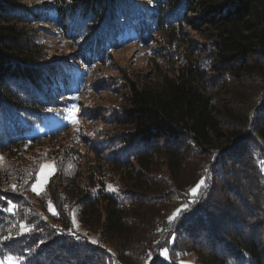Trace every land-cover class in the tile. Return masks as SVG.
<instances>
[{
	"label": "trees",
	"instance_id": "1",
	"mask_svg": "<svg viewBox=\"0 0 264 264\" xmlns=\"http://www.w3.org/2000/svg\"><path fill=\"white\" fill-rule=\"evenodd\" d=\"M47 14L76 37L88 66L109 46L165 33L157 74L120 78L126 105L115 122L126 129L88 142L101 165L81 171L73 149L55 156L44 192L56 215L29 191L39 161L18 160L51 137L33 124L64 107L60 98L76 86L67 62L21 27ZM0 153V258L181 264L193 254L195 264H264V0H0ZM103 163L116 171L114 189ZM13 168L19 187L8 179ZM55 179L66 180L54 189ZM67 205L95 240L74 227Z\"/></svg>",
	"mask_w": 264,
	"mask_h": 264
},
{
	"label": "rangeland",
	"instance_id": "2",
	"mask_svg": "<svg viewBox=\"0 0 264 264\" xmlns=\"http://www.w3.org/2000/svg\"><path fill=\"white\" fill-rule=\"evenodd\" d=\"M18 2L28 4L38 0H17ZM38 25L33 22H27L21 27H28L32 29V33H37L43 37V40L39 42V48L47 54H53L54 56L64 59L69 65L70 70L75 74L73 75L72 90L68 95L62 96L60 99L64 101V107L50 108L49 116L46 120H41L33 124L32 129L38 135H51L50 139H45L39 143L35 148L31 150V153H24L19 155L18 160L37 162L39 161L38 169L34 174L33 180L30 182L29 191L33 196H39L36 192L31 190L32 185L35 183V178L40 176V168L44 165L50 166L45 168V172L48 173L47 180L44 182L43 187L40 189L41 198L39 202H36V206L39 210L48 208L49 202L54 206L50 198L44 192L47 184L51 179V176L55 172V156L61 154L63 148L71 151L73 149L76 157L80 161V170L83 171L89 167L100 166L102 161H98L93 154L94 151L89 147L88 142L91 137H98L105 131L108 133H115L118 129H126V127L120 126L115 122L117 117L121 118L125 107L124 101L121 99L126 94V89L120 83L121 77L145 76L152 78L157 74V66L159 62L158 54L159 48L164 45L162 36L165 35L163 30H151L152 38L145 41L137 37H132L127 40L126 44L121 46H109L104 54V58L101 61H95L91 65H85L80 59V51L77 50L76 37H67L63 33V29L51 20V15L47 14L40 19ZM42 27H40V26ZM199 33V32H198ZM128 35H132L130 32ZM196 38L203 40L201 33L195 34L190 32L187 34V39ZM73 40V41H72ZM76 43V44H75ZM184 42V45L188 44ZM94 48V46H93ZM204 52L194 51V58H201ZM78 74V75H76ZM76 81V82H75ZM212 92L217 90L216 87L209 88ZM114 111V114L112 115ZM85 113V115H84ZM86 114H89L88 116ZM115 117V118H114ZM115 119V120H114ZM119 121V120H118ZM30 150V149H29ZM0 163L3 162L4 156L0 153ZM60 156L58 157V159ZM15 158H13L14 160ZM161 160V159H159ZM65 163L71 164L70 161ZM58 165V164H57ZM161 172L164 171L163 162L161 164ZM20 169L13 168L9 174V181L11 184L20 185L21 177L17 175ZM101 177L105 179L106 185H113L114 175L116 172L111 166L103 163V168L100 167ZM66 180V179H65ZM64 179L57 181L55 179L53 185L54 189L61 188V185L65 182ZM57 181V183H56ZM56 183V184H55ZM53 185L50 190L52 191ZM19 187V186H18ZM116 186H111L110 189H114ZM53 192V191H52ZM46 194V196H44ZM185 204L181 201L179 205ZM168 206V205H167ZM68 212L73 213L71 222L75 220L74 227L78 228L81 232L87 233L91 239H96V233H88L86 229L82 228L78 222L74 210L68 208ZM50 211V210H49ZM60 218L63 220H69V217L62 210ZM53 213L52 211H50ZM187 260L191 264H195L194 255H187ZM0 264H19L18 261L12 256H6L0 258Z\"/></svg>",
	"mask_w": 264,
	"mask_h": 264
},
{
	"label": "snow or ice",
	"instance_id": "3",
	"mask_svg": "<svg viewBox=\"0 0 264 264\" xmlns=\"http://www.w3.org/2000/svg\"><path fill=\"white\" fill-rule=\"evenodd\" d=\"M0 160H2V157H0ZM50 166L48 165H44L40 168V176L35 178V183L32 185L31 190L33 192H36L37 195H40V189L43 187L44 182L47 180V176L48 173L45 172V168H49ZM205 184V180L202 178L196 185L195 188H193L191 190V193L193 195L198 194L199 189ZM12 188L15 190L16 189V185H12ZM186 207V206H185ZM49 210L53 212V215H56L57 213L54 210V206L51 205V202H49ZM178 213H173V216L169 217V222H172L176 217H177ZM73 223L75 225V220H73ZM20 228L22 230V232L24 231H31V229H29L26 225L21 224ZM93 243H95V241H92ZM164 254L167 255V249H164ZM181 264H190V262H185V261H181Z\"/></svg>",
	"mask_w": 264,
	"mask_h": 264
}]
</instances>
